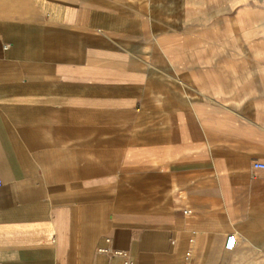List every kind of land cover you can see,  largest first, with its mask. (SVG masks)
Listing matches in <instances>:
<instances>
[{"label": "crops", "instance_id": "1", "mask_svg": "<svg viewBox=\"0 0 264 264\" xmlns=\"http://www.w3.org/2000/svg\"><path fill=\"white\" fill-rule=\"evenodd\" d=\"M145 15L0 0V264H264V93L159 71Z\"/></svg>", "mask_w": 264, "mask_h": 264}, {"label": "rangeland", "instance_id": "2", "mask_svg": "<svg viewBox=\"0 0 264 264\" xmlns=\"http://www.w3.org/2000/svg\"><path fill=\"white\" fill-rule=\"evenodd\" d=\"M142 1L155 68L198 85L227 80L246 103L264 93V0Z\"/></svg>", "mask_w": 264, "mask_h": 264}, {"label": "built area", "instance_id": "3", "mask_svg": "<svg viewBox=\"0 0 264 264\" xmlns=\"http://www.w3.org/2000/svg\"><path fill=\"white\" fill-rule=\"evenodd\" d=\"M254 168L258 170H264V162H256L254 164ZM2 186V180L0 178V187ZM187 213V212H186ZM109 241V240H108ZM237 244V238L235 235H229L226 239L225 248L228 250H232L235 248ZM100 253L107 254L110 256H121L124 255V252L121 250H115L110 247H104L99 249ZM125 264H128L127 262Z\"/></svg>", "mask_w": 264, "mask_h": 264}]
</instances>
